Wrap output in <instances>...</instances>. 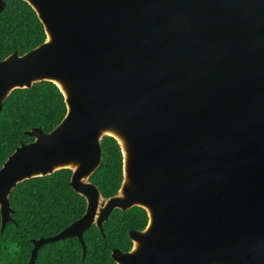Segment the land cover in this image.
<instances>
[{
	"label": "water",
	"instance_id": "1",
	"mask_svg": "<svg viewBox=\"0 0 264 264\" xmlns=\"http://www.w3.org/2000/svg\"><path fill=\"white\" fill-rule=\"evenodd\" d=\"M46 40L0 61V111L15 89L53 82L67 112L33 128L0 168L1 230L17 185L62 169L85 214L40 248L144 208L117 264H264V0H24ZM0 0V12L5 8ZM113 137L123 181L105 199L90 177Z\"/></svg>",
	"mask_w": 264,
	"mask_h": 264
},
{
	"label": "trees",
	"instance_id": "2",
	"mask_svg": "<svg viewBox=\"0 0 264 264\" xmlns=\"http://www.w3.org/2000/svg\"><path fill=\"white\" fill-rule=\"evenodd\" d=\"M5 2L0 12V61L15 51L23 55L46 40L44 27L29 3ZM66 112L64 96L53 82L41 81L31 88L13 90L0 111V168L18 146L34 140L27 132L33 128L50 132ZM101 144L102 161L90 181L107 199L117 194L122 184L123 156L113 137L105 136ZM71 175L70 169H62L25 180L13 189L10 204L14 221L2 231L0 214V239L13 241L18 247L12 251L7 246L0 248V264H27L35 239L56 235L85 214L87 201L72 188ZM148 220L142 207L116 209L104 224L105 235L96 226L85 233V259L81 242L72 238L44 245L36 264H116L113 249L131 250L129 230L144 229Z\"/></svg>",
	"mask_w": 264,
	"mask_h": 264
},
{
	"label": "flooded vegetation",
	"instance_id": "3",
	"mask_svg": "<svg viewBox=\"0 0 264 264\" xmlns=\"http://www.w3.org/2000/svg\"><path fill=\"white\" fill-rule=\"evenodd\" d=\"M135 207H140V206H135ZM86 209H87V208H86ZM143 209H144V208H143ZM115 210H116V209H115ZM115 210H114V211H115ZM119 210H121V209H119ZM114 211H113V212H114ZM122 211H126V210H122ZM113 212H112V213H113ZM146 212H147V211H146ZM112 213H111V215H112ZM147 214H148V213H147ZM111 215H110V216H111ZM12 218H13V217H12ZM109 218H110V217H109ZM148 218H149V216H148ZM77 220H78V219H77ZM108 220H109V219H108ZM108 220H107V221H108ZM13 221H14V219H13ZM107 221H106V222H107ZM106 222H105V223H106ZM148 222H149V220H148ZM105 223H104V224H105ZM71 224H72V223H71ZM71 224H70V225H71ZM104 224H103V229H104ZM147 225H148V224H147ZM92 226H96V227L98 228V226H97L96 224H93ZM92 226H91V227H92ZM67 227H68V226H67ZM67 227H66V228H67ZM91 227H90V228H91ZM146 227H147V226H146ZM146 227H145V228H146ZM90 228H89V229H90ZM145 228H144V229H145ZM64 229H65V228H64ZM89 229H88V230H89ZM98 229H99V228H98ZM132 229H133V228H132ZM132 229H130V230H132ZM144 229H142V230H144ZM88 230H87V231H88ZM99 230H100V229H99ZM130 230H129V235H130ZM135 230H139V229H135ZM61 231H62V230H61ZM61 231H60V232H61ZM87 231H86V232H87ZM140 231H141V230H140ZM60 232H59V233H60ZM86 232H85V233H86ZM100 232H101V231H100ZM85 233H84V235H85ZM101 233H102V232H101ZM104 233H105V232H103L102 234L105 235ZM57 234H58V233H57ZM57 234H56V235H57ZM84 235H83V237H84ZM53 236H54V235H53ZM48 237H51V236H48ZM72 238H77V237H72ZM72 238H67V239H72ZM130 238H131V237H130ZM77 239H79V238H77ZM35 240H37V239H35ZM65 240H66V239H65ZM131 240H132V239H131ZM61 241H62V240H61ZM79 241H80V240H79ZM84 241H85V239H84ZM80 242H81V241H80ZM132 243H133V241H132ZM33 244H34V241H33ZM81 244H82V243H81ZM85 244H86V242H85ZM45 245H46V244H45ZM43 246H44V245H43ZM43 246H42V247H43ZM42 247H41V248H42ZM82 247H83V245H82ZM86 247H87V245H86ZM33 248H34V247H33ZM41 248H40V249H41ZM32 250H33V249H32ZM83 250H84V249H83ZM39 251H40V250H39ZM31 255H32V254H31ZM38 256H39V254H38ZM86 256H87V254H86ZM30 258H31V257H30ZM37 258H38V257H37ZM85 258H86V257H85ZM85 258L83 257V259H85ZM36 261H37V259H36ZM28 262H29V261H28ZM115 263H116V262H115ZM116 264H117V263H116Z\"/></svg>",
	"mask_w": 264,
	"mask_h": 264
},
{
	"label": "clouds",
	"instance_id": "4",
	"mask_svg": "<svg viewBox=\"0 0 264 264\" xmlns=\"http://www.w3.org/2000/svg\"><path fill=\"white\" fill-rule=\"evenodd\" d=\"M0 241H2V246H0V248L7 246L9 251H12L18 247V245L13 241H4L3 239H0Z\"/></svg>",
	"mask_w": 264,
	"mask_h": 264
}]
</instances>
